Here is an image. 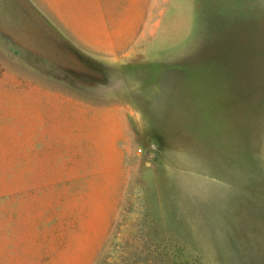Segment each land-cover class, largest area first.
I'll use <instances>...</instances> for the list:
<instances>
[{
    "label": "rangeland",
    "instance_id": "1",
    "mask_svg": "<svg viewBox=\"0 0 264 264\" xmlns=\"http://www.w3.org/2000/svg\"><path fill=\"white\" fill-rule=\"evenodd\" d=\"M147 3L149 100L0 46V264H264V0Z\"/></svg>",
    "mask_w": 264,
    "mask_h": 264
},
{
    "label": "crops",
    "instance_id": "2",
    "mask_svg": "<svg viewBox=\"0 0 264 264\" xmlns=\"http://www.w3.org/2000/svg\"><path fill=\"white\" fill-rule=\"evenodd\" d=\"M147 9V0H0L1 56L24 58L36 88L80 90L45 99L149 100V71L134 61L148 56L138 48Z\"/></svg>",
    "mask_w": 264,
    "mask_h": 264
}]
</instances>
